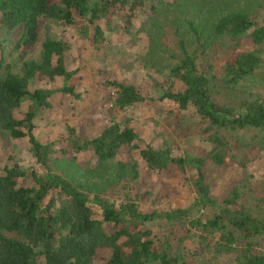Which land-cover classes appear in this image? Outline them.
I'll use <instances>...</instances> for the list:
<instances>
[{"label":"trees","instance_id":"trees-1","mask_svg":"<svg viewBox=\"0 0 264 264\" xmlns=\"http://www.w3.org/2000/svg\"><path fill=\"white\" fill-rule=\"evenodd\" d=\"M236 1H162L161 6H153L158 16L147 30L150 45L144 54L145 65H162L158 71L167 70L169 83L162 99L194 109L205 121L203 134L211 145L206 156L183 157L173 155L167 147L142 146L140 135L117 121L95 137L84 138L73 133V128L68 130L65 140L76 152H93L106 170L116 164V175L110 180L107 171L101 185L138 178L136 150L151 172H166L174 165L184 172L195 170L196 197L192 204L143 211L131 195L118 203L105 196L104 189L92 185L88 189L78 177L54 169L60 161L57 150L64 154L68 148L41 142L35 135V120L52 106L50 99L55 92L74 93L67 84L76 73L66 65L70 44L51 32V26L73 25L79 18L95 24L109 18L114 6L129 5L133 15L144 0H0V26L8 31L23 26L21 46H33L41 29L45 25L48 28L40 59L23 60L20 72L3 71L4 59L0 58V135L7 132L16 138L27 137L33 156L44 169L0 165V264H96L95 256L101 248L109 250L110 255L100 264H264V195L242 199L236 186L224 200L215 199L205 171L208 160L221 166L227 158L238 157L237 150L244 149L238 143L242 136L250 135L257 149L264 150V81L253 83L260 89L256 94L244 85L249 79H257L256 73L264 65V19L252 15L251 1L243 9L231 8ZM182 9L185 15L176 16ZM162 15L164 18H160ZM85 25L82 28L88 33L89 25ZM101 35L97 24L96 40ZM166 38L171 39L172 47ZM245 38L254 47L240 51ZM226 39L236 41L228 51L232 57L217 67L207 56L214 43ZM170 57L176 59L174 64H162ZM39 75L50 80L61 76L66 83L58 90L31 89ZM177 81L184 84L178 91L174 89ZM109 83L116 88L114 104L120 109L150 99L132 83ZM240 89L250 97L234 95L236 101L223 104L214 95L240 93ZM24 102H29L27 111L18 118L15 112ZM125 153L130 161L117 159ZM98 173L105 176L101 169ZM157 220L187 224L188 237L203 249L200 262L189 260L190 249L185 247L183 237L169 245L160 243L147 227ZM228 255L233 256L231 263Z\"/></svg>","mask_w":264,"mask_h":264},{"label":"rangeland","instance_id":"rangeland-1","mask_svg":"<svg viewBox=\"0 0 264 264\" xmlns=\"http://www.w3.org/2000/svg\"><path fill=\"white\" fill-rule=\"evenodd\" d=\"M162 1L176 0H144L143 6H139L133 15H130L128 11L129 5L114 6V11L109 18L96 20L95 24H90L82 18H79L76 24L69 26L53 24L51 32L58 33L70 44V49L66 52V65L69 70H75L76 73L67 84L74 89V93L55 92L50 99L52 106L42 110L35 120V135L41 142H55L56 148L57 146L68 148L64 154L63 151L57 150L60 161H56L54 169L66 170L67 176L78 177L88 189L91 185L104 189L105 196L115 199L118 203L124 201L127 195H131L143 211L154 209L164 211L192 204L196 197L193 181L195 170L184 172L174 165L166 172H151L140 157L139 151L136 150L134 154L138 160L139 177L122 184L101 185L102 180L107 179V175L110 180L116 175V164L112 163L107 170L102 168L93 152H76L72 146L68 145L69 142L65 138H68L70 127L74 129L73 133L76 135L84 138L95 137L117 121L122 127H132L144 140L142 146L149 144L155 148L167 147L173 155L183 157L187 155L204 157L209 153L211 145L203 134L205 121L194 109H183L175 101L162 99L164 89L169 83L166 76L167 70L159 72L162 65L156 67L145 65L147 56L144 54L148 52L150 45L147 30L151 27L152 19L158 16L153 6H161ZM250 1L252 15L264 19V0H237L230 7L237 9L240 6L243 9ZM161 11H163L162 8ZM178 15L183 17L184 10L182 9L178 14L176 12V16ZM160 18H164V15ZM85 24L89 25L88 33H84L85 29L82 28ZM97 24L102 30L100 40L95 38ZM47 31L48 28L45 25L41 29L37 42L29 47L19 44L23 26L11 31L0 26V58L4 59L3 71L7 69L20 72L23 60L40 59L42 43ZM166 40L169 41L168 46L174 45L170 38ZM241 42L244 48L240 51L254 47L253 42L248 38ZM214 44L216 45L212 46L207 57L213 64L220 67L231 59L232 55L228 51L231 45L236 44V41L226 39ZM204 58L202 57V63ZM175 62L176 59L170 57L162 61V64ZM256 74L257 79L253 81L249 79L244 84L245 88L249 87L255 92L254 94L260 89L253 86V83L259 84L264 81V65ZM111 80L132 83L150 99L120 109L114 104L116 88L110 85ZM65 83L64 77L61 76L50 80L47 76L39 75L31 83L30 88L45 87L58 90ZM183 86L182 81H177L174 89L178 91ZM240 90V93L215 92L214 95L223 104L236 101L234 95L250 97L248 93H244V89ZM28 103L24 102L16 110L15 114L18 118L24 117ZM249 136L238 139L239 145L244 148L237 150L238 157L227 158L226 163L221 166L214 164L211 160L207 161L206 179L213 198L224 200L236 186L240 187L242 199L264 195V150L259 151ZM117 159L131 160L126 153L119 155ZM14 164H19L30 171L33 168L44 171L30 150L29 139L16 138L5 132L0 135V165L3 167ZM100 169L104 171V177L98 175ZM259 203L262 205L260 201ZM147 227L153 230V233L159 237L160 243L164 245L175 243L183 237L185 247L190 249L189 260L194 263L200 262L203 249L188 237L187 224L184 226L183 223L157 220ZM109 228H111L110 225ZM109 255V250L99 249L95 256V263L100 264ZM207 256L210 258L212 254L209 253ZM226 257L231 263L233 256Z\"/></svg>","mask_w":264,"mask_h":264}]
</instances>
